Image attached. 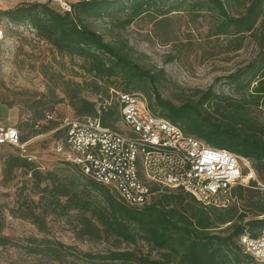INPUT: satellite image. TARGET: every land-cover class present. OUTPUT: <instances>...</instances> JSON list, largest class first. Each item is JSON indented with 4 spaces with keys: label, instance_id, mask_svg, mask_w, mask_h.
Here are the masks:
<instances>
[{
    "label": "rangeland",
    "instance_id": "rangeland-1",
    "mask_svg": "<svg viewBox=\"0 0 264 264\" xmlns=\"http://www.w3.org/2000/svg\"><path fill=\"white\" fill-rule=\"evenodd\" d=\"M77 1L0 0V97L19 105L21 117L16 127L33 156L28 161L40 171H55L62 166V157L55 150L62 121L83 118L85 114L77 110L82 101L96 109L101 105L116 109L115 90L142 93L157 113L161 109L154 104L155 93L175 105L194 103L206 92L257 100V106L250 105L248 116L264 125V93L253 91L264 71L263 66L260 68L263 49L248 33L217 34L222 19L202 0H162L139 15L116 3L100 16H80L120 55L146 73L127 81L121 75H98L91 57L60 52L32 25L14 22L5 14L8 9L29 3H47L65 11ZM247 4L248 0H229L227 10L241 13ZM261 6L264 15V1ZM262 25L255 36L264 37V22ZM47 113L54 118L47 119ZM109 119L108 125L123 129L120 120L113 115ZM11 157L23 156L17 148L2 145L0 264H137L101 258L110 251L159 256V250L141 238L131 243L112 235L102 234L99 239L81 236L77 211L61 216L53 213L48 201H39L32 176L23 168L9 167ZM256 175L264 183V165ZM247 189L235 203L238 209L250 201H264V188ZM31 213L37 215L42 229L32 222ZM251 218L252 213L247 212L241 222Z\"/></svg>",
    "mask_w": 264,
    "mask_h": 264
},
{
    "label": "trees",
    "instance_id": "trees-1",
    "mask_svg": "<svg viewBox=\"0 0 264 264\" xmlns=\"http://www.w3.org/2000/svg\"><path fill=\"white\" fill-rule=\"evenodd\" d=\"M160 1L162 0H78L70 5V10L65 11H58L47 3H29L8 9L5 14L14 22L32 25L58 51L91 57L96 61L95 71L98 75H121L127 81L146 73L137 64L120 55L104 41L100 33L88 27L80 16H100L116 3L120 5L119 8L139 15L150 4ZM263 1L248 0L243 12L231 14L227 10L229 0H202L203 4L216 11L222 19L217 34L248 33L258 39V46L264 52L263 35H254L263 26ZM260 60V68L263 66L264 69V54ZM107 62L110 64L106 65ZM255 85L254 92L264 93V71ZM154 100V104L161 109L160 113L153 110L148 99L147 102L155 114L177 124L184 132L208 145L248 158L256 174L261 170L264 165V125L248 116L250 105L257 106V100L233 99L212 92L204 93L194 103L175 105L158 93L154 94ZM116 104V109L111 105L99 107L103 125H108L111 115L119 120L117 101ZM77 110L80 114H85L84 117L98 114V108L88 101H82ZM59 132L61 137L64 136V130ZM61 164L55 171L42 172L25 157H11L8 160L10 168H23L32 176L33 188L40 193L39 201H48L53 213L61 216L70 210L77 211L80 215L78 230L81 236L99 239L102 234L105 237L112 235L118 240L131 243L136 238H141L151 244L152 248L159 250L157 258H150L148 254L135 256L132 251H110L101 258L111 261L132 260L137 264L256 262L243 253L238 240L245 231L257 235L264 229V201L247 202L243 209H238L235 203L244 190L248 191L249 187L263 189L264 183H261L262 186L251 182L247 187H233L234 201L224 209L206 207L180 188L160 189L153 185L151 202L142 208H136L125 204L108 187L85 175L76 165L63 159ZM43 182L47 184L42 186ZM247 212L252 213V218L242 223ZM31 220L42 229V223L35 213H31Z\"/></svg>",
    "mask_w": 264,
    "mask_h": 264
},
{
    "label": "built area",
    "instance_id": "built-area-1",
    "mask_svg": "<svg viewBox=\"0 0 264 264\" xmlns=\"http://www.w3.org/2000/svg\"><path fill=\"white\" fill-rule=\"evenodd\" d=\"M115 92L123 129L103 125L98 107L96 116L64 119L59 129L64 136L56 141L55 150L128 206L148 205L156 185L180 188L206 207L224 209L234 201L233 187L251 182L262 186L248 158L184 132L155 114L142 93ZM48 118L53 119V114L47 113ZM1 145L33 159L16 127H0ZM238 243L244 254L264 264V229L257 235L245 231Z\"/></svg>",
    "mask_w": 264,
    "mask_h": 264
},
{
    "label": "crops",
    "instance_id": "crops-1",
    "mask_svg": "<svg viewBox=\"0 0 264 264\" xmlns=\"http://www.w3.org/2000/svg\"><path fill=\"white\" fill-rule=\"evenodd\" d=\"M20 117L21 109L19 105L10 103L0 97V127H16ZM1 147L2 145L0 151Z\"/></svg>",
    "mask_w": 264,
    "mask_h": 264
}]
</instances>
